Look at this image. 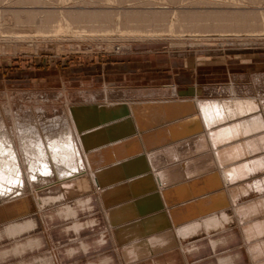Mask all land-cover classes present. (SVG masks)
Returning <instances> with one entry per match:
<instances>
[{
  "label": "rangeland",
  "instance_id": "rangeland-1",
  "mask_svg": "<svg viewBox=\"0 0 264 264\" xmlns=\"http://www.w3.org/2000/svg\"><path fill=\"white\" fill-rule=\"evenodd\" d=\"M88 117L133 152L90 168L76 132ZM257 130L264 135V0H0V142L19 157L17 180L0 187V264H113L92 255L108 241L121 264H236L234 230L248 264H264ZM70 132L81 156L70 176L55 161L49 174L29 168L21 148L40 140L50 151ZM167 150L180 157L177 173L161 168ZM176 183L189 196L170 194ZM201 193L212 209L189 212L202 228L183 230L187 217L180 223L174 209ZM98 215L103 229L81 236ZM42 225L60 227L67 244L47 251Z\"/></svg>",
  "mask_w": 264,
  "mask_h": 264
},
{
  "label": "bare ground",
  "instance_id": "bare-ground-1",
  "mask_svg": "<svg viewBox=\"0 0 264 264\" xmlns=\"http://www.w3.org/2000/svg\"><path fill=\"white\" fill-rule=\"evenodd\" d=\"M139 1V0H138ZM111 2V1H110ZM39 3V2H38ZM41 3V1H40ZM150 3V2H149ZM175 3V2H174ZM170 5V4H169ZM162 13V12H161ZM60 14V13H58ZM143 14V13H142ZM146 14V12H145ZM165 14V13H164ZM118 15V14H117ZM161 15V14H160ZM60 16V15H59ZM62 16V15H61ZM145 16V15H144ZM148 16V15H147ZM146 16V17H147ZM153 16V15H152ZM58 17V16H57ZM97 17V16H96ZM106 17V16H105ZM62 18V17H61ZM60 18V19H61ZM65 18V17H64ZM140 18V17H139ZM143 18V17H142ZM151 19L153 17H150ZM220 18V17H219ZM104 19V18H103ZM129 19V18H128ZM208 19V18H207ZM94 20V19H93ZM139 20V19H138ZM142 20V19H141ZM161 20V19H160ZM196 20V19H195ZM219 20V19H218ZM222 20H223V17H222ZM245 20V19H244ZM59 21H57V25L59 24ZM100 21V20H99ZM134 21V20H133ZM147 21V20H146ZM230 21V19H229ZM104 22V21H103ZM150 22V21H149ZM212 22V21H211ZM102 23V22H101ZM100 23V24H101ZM151 23V22H150ZM230 23V22H229ZM148 24V23H147ZM165 24V23H164ZM196 24V22H195ZM201 24V23H200ZM231 24V23H230ZM60 25V24H59ZM149 25V24H148ZM226 25V24H225ZM236 25V24H235ZM241 25V24H240ZM153 26V25H152ZM156 26V25H155ZM194 26V25H193ZM57 27V26H56ZM61 27V26H60ZM60 27H57L58 29H61ZM64 28V27H63ZM56 29V28H55ZM224 29V28H223ZM247 30V29H246ZM20 32V31H19ZM36 32V31H35ZM39 32V31H38ZM25 33V32H24ZM43 34V33H42ZM41 35V34H40ZM100 116V114L98 115ZM101 118V117H100ZM98 118V120L100 119ZM94 119L88 117L85 119V121L83 122L82 120H80V124H79V128H80V131H76L77 132V137H78V142L80 144V147L85 155V158H86V161L88 163V166L90 168H98L99 166H103V165H107L109 163H116L117 160L119 161L120 159H122L125 155H128L130 154L131 152H133V149L132 148H129L128 150H126V144L125 142H122V140H115L114 138L115 137H112L111 139V142H109V140L107 141L106 137L104 134H102L101 132H99V130H96V126H93V124H99L100 121L96 120V121H93ZM115 121H117L118 119H114ZM97 124V125H98ZM248 127L250 128V126L248 125ZM109 129V128H108ZM78 130V129H77ZM250 130V129H249ZM123 131V130H122ZM256 131V130H255ZM258 131V130H257ZM121 132V131H120ZM119 132V133H120ZM259 132V131H258ZM252 133V132H251ZM254 133V132H253ZM262 133V132H261ZM259 132V135L262 136ZM118 134V132H117ZM257 134V133H256ZM254 133V135H256ZM257 135V136H259ZM117 136V135H116ZM120 136V135H119ZM251 136V134H250ZM253 136V135H252ZM260 136V137H261ZM264 136V135H263ZM262 136V138H263ZM76 136L74 135L73 136V133L70 132L69 134H65L63 135V137L59 140H56L54 141V148L52 149H49L50 151H47L46 149H44L43 147H41L40 145V140L36 141L35 143H32L30 144V147H24V148H21V151L24 153V154H27V153H31L33 155V164L34 165H30L29 168L31 169H34V167H38L40 169L41 172L43 173H46V174H49L51 172V168H50V163L51 161H55L56 163L60 164V166H57V169H60L63 174L62 177H66L67 175L70 176L72 173L70 172V169L71 170H75L76 166H77V163H79L81 165V156H80V151H79V147H78V144L77 142L75 141V138ZM259 137V138H260ZM264 139V138H263ZM255 140H258V138H256ZM261 141V140H260ZM264 141V140H263ZM107 142V144H106ZM255 141H250V143H252L253 147H258V143L256 144V142L254 143ZM264 142H260V144ZM125 145V147H124ZM12 147V146H11ZM262 147V144L260 146V148ZM260 148L258 147V149L260 150ZM264 148V147H263ZM262 148V150H263ZM254 149V148H253ZM257 149V148H256ZM254 149V150H256ZM253 150V151H254ZM261 150V151H262ZM264 151V150H263ZM4 152H8V156L6 155V159L3 155ZM21 152V153H22ZM227 152V156H230V153ZM22 153V154H23ZM49 153V155H48ZM263 154V153H262ZM224 156L227 158V156ZM161 156H163L164 159H162V162L160 163L161 165V168H162V165H164L166 163V165H164L166 167V169L168 167V170H173L174 172L177 173V170L175 169L177 167V163L175 160H177L178 158L180 157H177L175 156L174 152L172 151H165V152H162L161 153ZM223 156V154H222ZM223 157V158H224ZM19 158V157H18ZM17 158V151H16V148H11V149H8L7 146L4 144L3 141L0 142V187L3 186V183H6V182H11L12 180H17L14 176V174H12V172L14 173V170H15V167L18 165L19 163V159ZM222 158V157H221ZM224 158V159H226ZM264 159V157H262V160ZM121 161V160H120ZM142 158L138 161V164L140 165L142 163ZM157 161V160H156ZM175 161V162H174ZM225 161V160H224ZM264 163V162H263ZM125 164V163H124ZM21 166V165H20ZM63 166V167H62ZM123 166H130L129 164L127 165H123ZM122 166V167H123ZM80 167V166H79ZM131 167V166H130ZM134 167V166H133ZM160 166H158L159 168ZM180 167V166H179ZM18 168V167H17ZM78 168V167H77ZM153 169H157L154 168ZM98 169H96V172L98 174H100V170L97 171ZM126 170V169H125ZM160 170V174L161 176H163L165 173H168V172H161L163 169H158ZM158 170H156L158 172ZM20 171V170H19ZM32 171V170H31ZM35 171V170H34ZM69 171V172H68ZM16 173V172H15ZM123 173V172H122ZM129 174V178H130V173L126 172L123 174V177L124 175H128ZM132 174V173H131ZM16 175V174H15ZM21 175V173H20ZM34 175V174H32ZM137 175V174H136ZM19 176V175H17ZM135 176V175H134ZM20 177V176H19ZM132 177H133V174H132ZM131 177V178H132ZM173 177V176H172ZM176 179H180V175H175ZM180 177V178H179ZM99 178V177H98ZM115 178V174H112L111 176V179ZM126 178H128L126 176ZM136 178V177H135ZM143 178H146L145 181L148 180V184L147 186L149 185L150 187L154 186V181L152 180V177L151 176H146V177H143ZM171 178V177H170ZM97 179V178H96ZM144 180V179H143ZM143 180H139L138 181V184H137V189L138 191H136L137 193H140V191L142 190L141 188L142 187H145V184H142V181ZM22 181V180H21ZM97 181V180H96ZM104 181L106 180H103V178H100L98 179V185H103ZM177 181V180H176ZM182 181V180H181ZM70 182V181H69ZM7 184V183H6ZM12 184L14 185V181L12 182ZM11 184V185H12ZM21 184V183H20ZM69 184H72V182H70ZM105 184V183H104ZM9 185V184H7ZM111 185V184H110ZM183 185L185 186H182L180 185V183H176L174 189H172L170 191V194L171 192L175 195V197H179L180 195L181 196H185L184 198H186V196H189L187 195L186 193V184L183 183ZM7 187V186H6ZM139 187V188H138ZM1 189V188H0ZM202 194V193H201ZM140 195V194H139ZM138 195V196H139ZM72 196V195H71ZM144 196V195H143ZM199 196V195H198ZM204 195L202 194L201 195V199L202 202H199V197H195V198H191V199H188L182 201L181 198L179 199V205L178 207H176V209H174L175 211L173 213H176L174 217H178L177 219L179 218H184V217H187L188 215L190 216V213L189 212H194V214H192L191 216L194 217L193 215H196L197 217V213L195 212H202L203 211H211L212 209V206L211 204L208 202L207 198L206 197H203ZM203 197V198H202ZM74 198H77V196H75ZM178 199V198H177ZM79 200V199H78ZM181 200V201H180ZM178 201V200H177ZM194 202H197V203H194ZM194 203V204H192ZM22 206V205H21ZM116 206V205H115ZM181 206H185V207H181ZM114 208V207H112ZM108 209V208H107ZM112 210V209H110ZM200 212V213H201ZM206 213V212H205ZM210 213V212H209ZM116 213H114L113 216H116L115 215ZM208 214V212H207ZM206 214V215H207ZM92 217H96V215L92 216ZM113 218V217H112ZM191 218V217H190ZM176 219V220H177ZM186 219V218H185ZM184 219V220H185ZM96 220H98L96 218ZM183 220V219H182ZM183 220V221H184ZM188 220V221H187ZM202 217L198 216V219L194 218L192 220H189V218L187 217L186 221L187 222H184L183 225H186L183 230H187V231H196L197 229H201L202 228ZM205 220V219H204ZM178 221V220H177ZM176 221V224H177V227H178V222ZM180 221V219H179ZM183 221H180L183 222ZM93 222V221H92ZM95 222V221H94ZM98 222V221H97ZM164 222V221H163ZM161 222V223H163ZM160 223V222H159ZM94 224V223H93ZM165 224V223H164ZM180 224V225H182ZM96 225V223H95ZM179 225V227H180ZM182 225V226H183Z\"/></svg>",
  "mask_w": 264,
  "mask_h": 264
},
{
  "label": "crops",
  "instance_id": "crops-1",
  "mask_svg": "<svg viewBox=\"0 0 264 264\" xmlns=\"http://www.w3.org/2000/svg\"><path fill=\"white\" fill-rule=\"evenodd\" d=\"M98 221H99V223H98V226L94 229V232H92V231H90V230H82V231H80V233H81V236L82 235H87V236H91L93 233H95L96 231H99V230H101V229H103V227H104V221H103V219H102V217L101 216H99L98 215ZM55 224H60L59 222H55L54 224H52V225H55ZM42 227V233L44 234V236H45V244H46V246L48 247V249H47V251L49 250V251H51V252H55L54 251V249L56 250V248H55V245H54V241L55 242H57L58 240H62V239H64L65 241L63 242V244H67V243H65L66 242V238L64 237L65 235H63L62 234V232H60V227L59 228H56L55 229V232H51V230H45L46 228H44V226L42 225L41 226ZM233 230V229H232ZM233 234H234V239H233V241L231 242V243H229V246H234V245H236V251L238 252V254H240V257H241V259H240V262L241 263H245V264H248V259H247V257H246V255H245V253H244V248H243V246H242V242H241V239H240V237H239V235H238V233H237V231L236 230H234L233 231ZM51 235H52V238H53V241H52V238H51ZM44 251H46L45 249H42L41 251H37V254L38 253H42V252H44ZM32 253H34V252H32ZM36 253V252H35ZM98 253H101V254H99V255H104V254H106V255H108V254H110L112 257H113V260H114V262H113V264H121V261H120V256H119V254L115 251V248H114V244L112 243L111 244V242L110 241H108L106 244H104L102 247H100L99 249H96V247L93 249V252H92V255L94 254H98ZM206 256H209L210 255V253H206L205 254ZM27 256V255H26ZM97 257V256H96ZM178 258H179V256H177L176 257V260H178ZM84 259V257H81L80 259H78V260H83ZM201 259H204L203 261H205V262H211V261H213L214 260V258H210V256L208 257V258H204V257H201ZM17 259L16 258H13V259H11V263H13L14 261H16ZM77 260V259H76ZM75 259H73V258H71V261L73 262V261H76ZM77 260V261H78ZM175 260V261H176ZM58 260H57V258H55V262H56V264H59L58 262H57ZM240 262L239 263H236V264H240ZM176 264H183V262H182V260L181 259H179L178 260V262L176 263Z\"/></svg>",
  "mask_w": 264,
  "mask_h": 264
}]
</instances>
